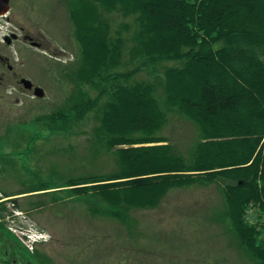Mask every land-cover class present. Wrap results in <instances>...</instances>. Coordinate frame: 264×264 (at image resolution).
<instances>
[{
  "label": "trees",
  "instance_id": "trees-1",
  "mask_svg": "<svg viewBox=\"0 0 264 264\" xmlns=\"http://www.w3.org/2000/svg\"><path fill=\"white\" fill-rule=\"evenodd\" d=\"M68 2L80 55L64 106L42 120L64 130L94 112L93 137L117 169L68 178L53 198H81L91 215L129 223L132 210L155 208L170 188L216 183L237 241L264 264V0ZM99 7L135 18L130 58L147 74L161 71L162 84L120 70L123 39ZM171 110L199 132L189 158L158 136Z\"/></svg>",
  "mask_w": 264,
  "mask_h": 264
},
{
  "label": "rangeland",
  "instance_id": "rangeland-1",
  "mask_svg": "<svg viewBox=\"0 0 264 264\" xmlns=\"http://www.w3.org/2000/svg\"><path fill=\"white\" fill-rule=\"evenodd\" d=\"M68 3L17 1L20 26L42 31L44 41L61 53L46 57L50 62L41 60L39 71L35 70L39 79L35 83L45 91L43 98L15 92L2 100L0 264H257L237 241L216 183L170 188L155 208L132 210L129 223L91 215L81 198H53L68 178L106 175L117 169L113 152L101 148L93 137L97 125L94 112L64 130L52 131L42 120L64 106L71 84L63 73L78 63L79 48ZM98 12L112 34L121 33L120 70L139 68L136 80L158 78L162 84L161 71L147 74L138 59L130 58L137 31L135 18L101 7ZM159 135L187 158L199 140L196 127L176 110L167 113ZM42 184L46 189L40 187ZM13 211H20L27 224L47 235V241L37 244L33 253L26 252L8 231L18 225L14 218H8H16Z\"/></svg>",
  "mask_w": 264,
  "mask_h": 264
},
{
  "label": "flooded vegetation",
  "instance_id": "flooded-vegetation-1",
  "mask_svg": "<svg viewBox=\"0 0 264 264\" xmlns=\"http://www.w3.org/2000/svg\"><path fill=\"white\" fill-rule=\"evenodd\" d=\"M17 1L8 0V12L0 14V111L7 93L32 92L25 88L23 80L30 81L33 86L39 83L34 73L36 69L39 71L41 60L50 62L46 56L61 53L56 46L44 41L42 31L20 26ZM2 4L3 0H0V11Z\"/></svg>",
  "mask_w": 264,
  "mask_h": 264
},
{
  "label": "water",
  "instance_id": "water-1",
  "mask_svg": "<svg viewBox=\"0 0 264 264\" xmlns=\"http://www.w3.org/2000/svg\"><path fill=\"white\" fill-rule=\"evenodd\" d=\"M8 10V0H3L2 10L1 12L4 14ZM28 88L31 87V84L26 85ZM44 94L43 90L39 87L34 89V95L38 97H42Z\"/></svg>",
  "mask_w": 264,
  "mask_h": 264
}]
</instances>
